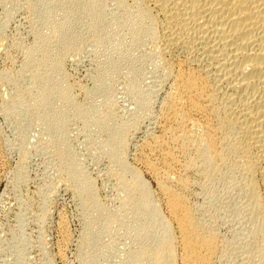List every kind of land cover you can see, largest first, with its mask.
Here are the masks:
<instances>
[{
  "label": "bare ground",
  "instance_id": "1",
  "mask_svg": "<svg viewBox=\"0 0 264 264\" xmlns=\"http://www.w3.org/2000/svg\"><path fill=\"white\" fill-rule=\"evenodd\" d=\"M29 1L31 2L30 5H32L33 0L32 1L29 0ZM52 1H56V0H51V2ZM60 1L61 0L57 1V3H59ZM66 1H68V0H66ZM102 1H104V0H88V2H86L84 4L83 3L79 4L80 2L78 1L79 2L78 5L75 4V5L71 6V9L69 7L68 8V9H70V13L68 12L69 15L67 17L64 16L65 17L64 20L61 18L63 21L60 22V24H58V26L54 27L55 24H53L54 26L51 25V27L52 26L54 27L53 31H51V34L48 35V37L45 38V40L42 39L43 41L38 43V44L35 43L36 42V40H35L34 43L36 44V47L33 50L32 49L28 50L29 52L27 51L28 53L26 56L25 64H23V67L19 71L13 72L12 70H5V71L1 72L0 81L3 79L2 80L3 82L5 81L6 84L11 85V89L8 92L10 97L7 96L8 101L6 103V109H5L6 114L4 112V114L6 116H8V118L11 117V115H14V116L19 115V114L30 115L29 113L32 110H34V108L36 109L40 106H43V109L45 110L44 106H45L46 102L48 101V99L53 95L56 96L57 93L59 95H57L56 98L57 97H59V99L61 98L62 101H60V102L64 103L63 100L65 98L70 104H72V105L75 104L73 101L74 98L71 99L72 95H71V97H68L69 95L67 96V94L69 92H67L66 94L64 93L65 90L63 91V93L59 92L60 91L59 89L62 87H60V88L48 87L49 89L47 87H45V90H46V88H47V90L45 92L41 91V89H42L41 86H43V83L46 82L45 79L49 76V75L47 76V73H43L42 71H43V69L47 68V67H45V65H47L49 60L52 59V58H50L51 52H49V50H47V49H48V46H51L52 44L57 42L56 41L57 37L60 36V33L62 32V30H64V28L67 27L66 26L67 21H69L71 18H73V17H71L70 19H68L69 16L73 15L72 13H74L77 10H81L84 13L81 15L86 16V18L88 19L87 23H89V21H90V23H93L95 25L93 28H95L96 25H98V26L102 25L103 13H104L103 9H102L103 8L102 7L103 5L101 3ZM126 1L125 2H124V0L113 1V3H114V4L112 3L114 5L113 9L118 7V9H117L118 11H115V13L113 12L114 10L110 9V10H112L111 13H114L117 16L115 18L116 21H115V19H112V20H114L113 21L114 25L116 23L117 29L119 31H120V29L124 30V29H122V27H124V26H127V27L129 26L131 28V30L133 29L132 30L133 32L131 31V35H132V38L133 37L135 38V39L133 38L134 43L137 42L140 45H142L143 52H141V51L140 52L144 53L147 60L145 58H143V59H145L148 62V64H151L150 65L151 67L148 66V64H145L146 66H148V68L149 67L151 68V69L149 68V70H151L149 75H151V76L147 77V78L148 79L149 78L156 79L157 80L156 86H157V84H159L161 87L163 86V88L166 89V91H165L166 92L165 93L166 98L163 99L160 107L157 106L159 109L157 112L158 113V115H157L158 116L157 117V127L160 125L159 126L160 136H157L155 134L156 133L155 131H152L151 129H150L151 131H147V129L145 128L147 132L145 131L146 132V133H144L145 136H143V140L140 143V146H141L140 154H144L143 156H141L140 159H143V165L145 166L146 170L148 171L151 180L154 182V185L157 189V192H159L160 197L158 200V198L155 197L154 193H152L151 190H149L147 182L146 181L144 182L142 179L143 178L142 172H140V170L136 166L135 167L128 166V164L125 162V160H126V159H124L125 154L129 150L128 144H130V143L126 142V140L124 138V136H126V135H124V131L127 130V132H128L129 130L125 128L126 126L124 127L122 125L125 129L123 131V128L120 127L121 126L120 123L119 124H117V123L113 124L116 126L119 125L118 127H120V128L117 131H114V128H115L114 127L113 128L114 132L112 134L110 133L111 135L109 136L110 138L108 137V139H109L108 142H107V140H104V141H106V143L104 141H102V142H104L105 145L108 144L107 147L109 146L111 148L112 152H114L117 147L121 148V150L117 153H115L117 151L116 150L113 153L114 155H112V152L111 153L107 152V151L106 152L108 154H111V158H112V156H114V158H113L114 161H112L109 158L116 165V168H115V165H112L113 169H111V172L113 170H116L117 172L116 171L112 172L111 176H113L114 181L117 182L118 190H116V191H119V190L121 191V192L119 191L118 193H122V197H120L122 200H120V198H119V201H121V203H120L121 205L120 204L118 205V206H120V208L117 207L119 209V211L113 215H112V211H111L110 216H109L108 211L105 208L102 209L103 212H104V210L107 211L106 215L108 214V217H107V219H104L107 221V223L104 224V226L101 228V230H100V227L96 228L97 226L96 227L93 226V228L95 227L97 229L96 232H99V231H101L100 233L103 232L102 234L104 235V233H111L110 231L113 232V229L116 230L115 226L118 225L117 227L119 230L124 229L123 232L125 235L126 234H132V238H133L132 240L134 241V242L132 241V243H136V246L134 245V247H137V246L138 247L134 248V249H136L134 251V253L132 252L133 250L132 251L129 250L130 252H132V254L130 252H128V250H127L128 254L129 253L131 254V255H128L127 257L130 256L129 258L131 260H128V261H131V263L135 262L133 264H136V262H137V264H222V263L225 264L226 262L224 263L223 259L225 257L227 258V255L229 254V252H231V249H228L225 246L226 244H225L224 240L220 237V234L218 233V229L216 228L217 226L214 227V225H210V221L208 219H205L206 217L204 218V215H202V212L204 211V209H203L204 204L207 203L209 205V203L211 204V201H217V200L219 201L220 198L224 197L225 195H227V196L229 195L231 198L237 199L236 201H238L239 206H240V210H239L240 212L239 213H241L243 215L242 219H244L245 223L248 224V228H246L247 229V231H246L247 241L243 242L242 245H239V248L241 247V250H242L241 252H243L244 255L246 256V258L245 257L244 258L247 259L248 264L249 263L250 264H264V0H132V2H133V7H132L133 9L132 10L133 11L131 10V6H132L131 3L132 2L130 1L131 2V3L129 2L130 5L129 4L127 5ZM34 2H36V1H34ZM39 2H40V0H39ZM63 2L65 3V1H63ZM69 3H71L70 0L68 1L67 4H64V6L67 5V7H68ZM115 3L117 5L116 7H115ZM124 3H126L125 5H127L128 7L130 6L129 9L131 11H129V9L127 10V7L124 5ZM61 4H62V2H61ZM103 4H106V3H103ZM33 5H34V3H33ZM52 5L56 6V4H54L53 2L51 4V6ZM107 5H105V6H107ZM109 5H111V4H109ZM51 6H49V8H51ZM30 8H31V6H30ZM105 8H104V11H106ZM30 10H32V9H30ZM64 10L66 11V9H64ZM64 10L61 12H63V14H67V13H64L65 12ZM119 10H120V14L117 15L116 12H119ZM43 11L45 12L46 10H43ZM47 11H46V13H47ZM54 11H55V8H54ZM57 15H58V13H57ZM57 15H55V16H57ZM76 15H77V13H76ZM36 16H37V14H36ZM52 16H54V15H52ZM74 16H75V14H74ZM79 16H80V14H79ZM48 17H50V16L48 15L47 18L45 17L46 18L45 20H47V22L49 23L52 20ZM55 18L53 19L54 21H55ZM75 18H77V17L75 16ZM48 19H50V21H48ZM57 19L58 18H56V20ZM61 19H59V20H61ZM106 19H108V18H106ZM38 20H39V18H38ZM54 21L52 23H54ZM72 21L73 20H71L70 23H72ZM103 21H105V20H103ZM109 21H110V19H109ZM82 22H84V20H82ZM55 23L57 24L58 21H56ZM70 23H69V28H70ZM73 23H76V20ZM104 23H106V22H104ZM40 24H42L41 21H40ZM44 24H45V22H44ZM108 24L109 23H107V25ZM49 25H47V27ZM86 25H89V24H86ZM86 25H84V26L86 27ZM107 25H105V26L107 27ZM102 27H103V25H102ZM106 27H104L102 29L105 30ZM43 28H45V27H43ZM67 28H66V30H67ZM87 28L83 27V29H86V30H87ZM90 28H92V27L90 26ZM71 29H72V27H71ZM95 29H97V28H95ZM117 29L111 30V28L109 27L108 31L110 32V31L116 30L115 31V33H116ZM89 30H91V29H89ZM46 31H48V30H46ZM68 31H69V29H68ZM105 31L103 32V35L101 33L100 34L102 36H104ZM101 32H102V30H101ZM120 32H122V31H120ZM129 32H130V30H129ZM90 33H91V31H90ZM94 33L95 32H93V35H94ZM110 33L106 32V34H110ZM115 33L113 34V32H112V34H113L112 37H117V34L119 32L116 33V35H115ZM69 34H71V33H69ZM72 34H73V32H72ZM81 34L79 36L80 39L82 36ZM100 34H98V35L100 36ZM123 34H125L124 31H123ZM123 34L122 35L120 34V35L123 37ZM126 34H127V32H126ZM37 35H38V33H37ZM37 35H36V37H37ZM43 35H45V34H43ZM91 35H92V33H91ZM74 36H75V34H74ZM74 36L73 37L70 36V38L68 37V40L63 43V47H64L63 49L68 50V48H70L71 44L73 45L74 41H77V42H78V40L80 41L79 37H78V40H74V39H77V37L76 36L74 37ZM85 36H89V35H85ZM63 37H64V35H63ZM94 37H96V36L94 35ZM119 37L120 36L118 35V39H119ZM127 37L131 38L129 36H127ZM38 38H36V39H38ZM83 38L86 40V37L83 36L82 39ZM123 38H125V37H123ZM39 39H41V38H39ZM98 39H99V37L98 38L96 37L95 40L97 42L102 41L100 39H99L100 40L99 41ZM83 40H82V42H83ZM124 40H126V39L121 40V42L122 41L125 42ZM127 40H129V39H127ZM127 40H126V43H127ZM130 41H131V39H130ZM93 42L95 43L94 40H93ZM123 42H122V44H123ZM110 43H111V41H110ZM116 43L117 42H113L111 44H114L112 46H116L115 45ZM132 43H133V41H131L130 45H132ZM90 44H92V42ZM100 44H101V42H100ZM139 44H137V47H139V50H140L141 46H138ZM96 45H97V43H96ZM130 45H128V46L130 47ZM58 46H60V45H58ZM92 46H94V45H92ZM99 46L97 45V49ZM117 46H116V50L118 49ZM52 47H54V46L52 45ZM52 47H50V49ZM82 47L83 48H80V46H79L80 49L79 48H78L79 50L76 49L78 51V53L75 55V58H77L76 56H78V57L83 56L81 51L84 49L85 46H82ZM95 48H96V46H95ZM107 48L109 49V47H107ZM57 49H60V48H57ZM136 49L138 50V48H136ZM136 49H134V51H136ZM51 50L54 51V49H51ZM55 50H56V47H55ZM110 50H111V47H110ZM53 51H52V53H53ZM58 51H56V52H58ZM62 51L63 50H61V52ZM91 51H89V53ZM106 51H108V50H106ZM118 51H120V50L118 49ZM118 51H115V53L117 52V54H118ZM131 51L133 52V50H131ZM37 52L40 53V56L38 55L39 58H37V56L35 57V55H37L35 53H37ZM56 52L53 54H56ZM64 52L65 51H63V54H64ZM82 52H84V51H82ZM101 52H100L102 54L101 56H103L104 51H101ZM136 52H134L135 55L140 54V53H138L139 51L137 52L138 54H136ZM95 53L96 52L93 51V54H95ZM110 53H111V51H110ZM115 53H113V54H115ZM59 54H60V51H59ZM63 54H61V57ZM105 54H107V53H105ZM108 54H109V51H108ZM64 55H66V54H64ZM90 55H92V54H90ZM127 55H128V57H127ZM129 55L130 54L127 53L126 56H124V55L123 56L125 58L127 57V59H128L130 57ZM57 56H58V53H57ZM57 56H55V57H57ZM131 56L133 57L134 55L131 54ZM109 57H111V56H109ZM106 58H108V57H106ZM53 59L55 60L54 61L55 64L61 63V61H59L58 58L53 57ZM79 59H81V57ZM97 59L99 60V57ZM110 59H114V58L111 57ZM127 59H125L126 61H122L125 68L123 67V65L121 66L119 64L121 66V68L123 67L124 69L127 68L129 70H132V69L135 70L136 66H138L137 67L138 69L141 68V66H139L136 63V61L133 62V61H131V59H130V61H128ZM140 59H142V57ZM51 61L49 63H51ZM107 62H109V61H107ZM118 62H121V61L119 60ZM140 62L144 64V61L142 62L140 60ZM140 62H138V63L141 64ZM62 63H63V61H62ZM97 64H99V62H97ZM107 64H109V63H107ZM108 66H106L105 68L107 69ZM114 66H116V65H114ZM42 67H45V68L42 69ZM49 67H50V64H49ZM54 68H55V65H54ZM123 68H122V70H124ZM108 69H110V68H108ZM114 69H115V67L113 68V70ZM145 69L146 68L144 67L143 70H145ZM50 70H52V69H50ZM57 70H58V68H57ZM59 70H62V69L60 68ZM116 70L117 69H115V72H117ZM119 70L121 71V69H119ZM54 71L56 72V69ZM54 71H53V73H54ZM110 71H112V67H111ZM128 71L126 73H128ZM40 72H42V74ZM48 72H49V70H48ZM62 72H63V70H62ZM96 72H98V71H96ZM108 72L109 71H107L105 76L106 75L110 76V73L108 74ZM115 72H113V73H115ZM124 72H125V70H124ZM129 72H131V71H129ZM136 72H137V70H136ZM146 72H145V74H146ZM102 73H100V74H102ZM48 74H50V73H48ZM56 74H58V73H56ZM141 74H142V71H141ZM53 75H54L55 79L57 80L58 75H56V76H55V74H53ZM53 75L51 78L53 79V81H55V79L53 78ZM102 75H101V77H102ZM111 75H113V74H111ZM119 75H121V73ZM126 75L127 74H125V76ZM98 76H100V75H98ZM121 77H123V76H121ZM126 78H129V77L126 76ZM52 79H50L49 82ZM62 79H64V77ZM98 79H97V81H98ZM59 80H61V79H59ZM100 80L101 79H99V81ZM110 80H111V78H110ZM116 80H117V78H116ZM132 80H133V78H132ZM64 81H63V83H64ZM113 81H114V79H113ZM119 81H120V79H119ZM151 81L153 82L154 80H151ZM49 82H47V83H49ZM109 82H111V81H109ZM120 82H122V81H120ZM120 82H119V84H120ZM130 82L132 83L131 80H130ZM47 83H45V84H47ZM124 83H122V84H124ZM133 83H134V81H133ZM137 83L135 84V86H137ZM147 83H148V81H147ZM55 84L53 83L54 86H56ZM93 84H94V82H93ZM105 84L108 85V83H105ZM105 84H101V85H105ZM119 84H118V86H119ZM61 85H63V84H61ZM101 85H100V87H101ZM125 85L124 86L121 85V88L123 86L124 88H122V89H125V87L127 86V85L126 86ZM159 85H158V88H159ZM135 86H134V84H129L127 86L128 90H126V92L130 93L132 101L134 100L132 103V104H134L133 107H131L132 104L130 105V107L134 108L133 110L137 111V113L139 111H141V112H143V115L144 114L145 115L143 117H141L142 114L140 113L141 114V116H140L141 121L135 120L136 122L134 123L130 117L131 114H129L130 116H128V118L130 117L131 121L134 123V127L132 126V128H134L133 132H135L139 126H140L139 129L141 130V125H143L144 124L143 122H145V121L148 122L147 125H150V124L154 125V123L156 122L155 116H151L149 113L150 109L151 108L153 109V107L151 106L153 104V103H151L152 102L151 98H152V94H154L155 92H152L153 90L150 91V89H148L150 91V94H151V92H152V94H151V98L147 100L146 99V98H148L147 96H146V98H141L144 96V95L141 96V92L144 90L142 89V91H141L140 90L141 88L137 87L138 88L137 89ZM138 86H139V83H138ZM8 87H10V86H8ZM57 87H59V86H57ZM66 87H67V83H66ZM93 87L94 86H92V88ZM97 87H99V86H97ZM97 87L93 88V89H97ZM143 87H144V84H143ZM63 88H65V87L63 86ZM105 88H106V86H105ZM93 89H91V90H93ZM98 89H100V88H98ZM146 89H145V91L148 92V90H146ZM34 90H35V93L37 91L36 94H32L31 91L34 92ZM69 90H70V88H69ZM71 90H72V88H71ZM101 90H99V91L101 92ZM138 90H140L141 92ZM161 90L163 91V89H161ZM139 92H140L141 97L139 96ZM142 93H144V92H142ZM32 95H34V96H32ZM89 95H91V94H89ZM105 95H107V94H105ZM145 95H148V94L145 93ZM87 96L88 95H86V97ZM110 96H109V98H110ZM126 96H128V95H126ZM130 96H128V99ZM112 97L113 96H111L109 101H111ZM52 99H51V101H53ZM104 100L106 101L105 98H104ZM104 100H103V103H104ZM89 101H91L90 98H89ZM95 101H92V102L94 103ZM55 102H57V100L56 101L54 100V103ZM66 102L64 103V104H66V106H64L65 108L68 105ZM84 102H86V101H84ZM84 102L81 103V105L84 104ZM100 102L102 105V98L100 99ZM100 102H99V105H100ZM129 102H131V101H129ZM91 103L87 102V104H91ZM109 103H111L110 106L113 107V104L115 102H113V104H112V102H109ZM55 104H52V106L53 105L55 106ZM77 104H75V106L78 107V109L76 108L77 111H75V110L73 111V109H72V112H71V111H68L69 107L66 108L68 112H71L70 116L75 115V112L77 113V115L85 114V110H84V107H86V106H84L85 104L83 105L84 107L83 106L80 107V105L77 106ZM96 104L94 106H96ZM58 105H59V103H58ZM58 105H56V106L58 107ZM106 105H108V104H106ZM114 105L117 107L116 104H114ZM68 106H70V105H68ZM75 106L73 108H75ZM97 106H98V104H97ZM97 106L95 108H97V109L101 108L100 106H99L100 108H98ZM103 106H105V104ZM110 106H109V110H111ZM60 108H58V109H60ZM90 108H92V107H90ZM95 108H92V109H95ZM39 109H37V110H39ZM50 109H52V108H50ZM58 109H55V110L60 111ZM104 109H105V111H107L106 110L107 108H103L101 111H103ZM113 110H111V111H113ZM57 111H54V113ZM62 111H63V109H62ZM67 111L65 110V112H67ZM35 112H37V111H34V113ZM49 112H51V111L49 110ZM49 112H47V115L51 116L53 114V112H52V114H48ZM73 112H74V114H72ZM93 112H95V111H93ZM38 113H40V112H37V114ZM59 113L60 114H58V115L60 117H62V119H63V116H61L62 113L61 112H59ZM108 113H103L104 115H102V117L99 116L100 117L99 119H101V120H98L94 116L96 118V119H94V122H96L97 124L99 123L102 128L104 127L105 129L109 130V132H110V130H112V128L110 129V127L112 125L111 123L113 122V120L114 121H116V120L114 119V117H111V118H113V120H112L110 118L111 115L109 116ZM134 113H133V115H134ZM37 114H35V115H37ZM40 114H42V113H40ZM98 114L101 115V113H99V112H98ZM113 114H116V112ZM113 114H112V116H113ZM152 114H154V113H152ZM24 115H23L22 119H24ZM47 115H46V118H44L45 120L47 119ZM133 115H132V118L136 119V118H134ZM44 116H45V114H44ZM65 116L66 115H64V118H65ZM19 117H20V115H19ZM82 117H83V115L81 116V118ZM37 118H38V116H37ZM79 118H80V116H79ZM85 118H87V116ZM90 118H92V117H90ZM125 118H127V117H125ZM11 119H13V118L11 117ZM22 119H21V123H22V121L25 122L26 118L24 120H22ZM40 119H41V117H40ZM58 119H60V118H58ZM65 120H66V118H65ZM89 120H91V119H89ZM33 121H36V117H35V120H33ZM57 121H56V123H57ZM123 121L126 122L125 119ZM46 122H45V124H46ZM49 122L51 123V119H50V121L48 120V123ZM53 122L55 123V121H53V119H52V123ZM128 122H127V125H128ZM35 123H37V122H35ZM60 123H59L60 126H62V122H60ZM86 123L88 125L90 124L89 122H86ZM96 123L94 125H97ZM17 124H19V123H17ZM38 124H36V125H38ZM87 124H86V126H87ZM123 124L126 125L125 123H123ZM42 125H44V122ZM130 125H133V124L131 123L128 125L129 129H130V127H129ZM90 126H91V124H90ZM93 126H91V128ZM42 127H44V126H42ZM55 127H57V126L55 125ZM64 127L67 128L66 125ZM91 128H89V129H91ZM102 128H100V129H102ZM45 129H47V128H45ZM115 129H117V128H115ZM47 130H49V128ZM96 130H97V128H96ZM140 130H137V131H140ZM44 131H42V133H44ZM89 131H87V132H89ZM131 131H132V129H131ZM57 132L59 134V137H61L59 131H57ZM96 132H95V134H96ZM49 133H50V131H48V135H49ZM53 133L56 134V132H52V136L55 137V135H53ZM107 133H108V131H107ZM103 134H102V136H103ZM126 134L128 135L129 133H126ZM135 134H133V136ZM48 135H46V136H48ZM57 135H56V137L58 138ZM105 136H107V134ZM135 138H136V136H135ZM48 139H49V137H48ZM52 139H53V137H52ZM127 139H129V138H127ZM39 140H40V138H39ZM39 140H38V142L42 141V140H40V141ZM44 140H45V138H44ZM56 140H57V142H55V141L54 142L57 144V146L61 145V143H60L61 138H58ZM65 140H66V136H65ZM101 140H102V137H101ZM35 141H36V139H35ZM35 141L33 140V144L36 143ZM47 141H45V142H47ZM29 142L30 141H28V143ZM71 142H72V140H71ZM71 142L69 141V143L72 145L73 142L72 143ZM30 143L32 144V142H30ZM64 143L62 142V144H64ZM99 143L101 144V142H99ZM47 144H46V148L51 149V150H53L55 148V147L51 146L50 143H49V146H47ZM67 144H68V142H67ZM53 145H55V144H53ZM32 146H34V145H32ZM40 146L42 147L43 145H40ZM24 147H25V143H24ZM24 147L22 146L23 150L26 149ZM102 147L104 148V146H102ZM99 148H101V146ZM27 149H28V147H27ZM105 149H108V148H105ZM105 149L101 152V154L105 151ZM57 150H58L57 152H58V156H60V159H61V157L63 158V156L65 154V151H64L65 148L62 149L61 147H57ZM70 150H67V147H66L67 153ZM111 150H109V151H111ZM118 150H119V148H118ZM20 152H24V151H22V149H21ZM26 152H27V150L24 153H26ZM71 152L72 151L69 152L70 155L72 154ZM23 154H22V156H23ZM104 154L108 155L105 152H104ZM69 156H68V158H71ZM72 156H73V154H72ZM103 157H104V155H103ZM22 158L25 159V157H22ZM54 158H55V155H54ZM64 158H66V157L64 156ZM64 158H63V161H64ZM73 159H71V161ZM109 159L107 158V160H109ZM66 161H67V159H66ZM68 161H70V159H68ZM111 161H110V163H108V165L111 164ZM0 163H1V161H0ZM71 163H73V162H71ZM71 163H70V165H71ZM74 165H75V163H74ZM68 166H69V164L66 166L67 169H68ZM18 167H16L17 168L16 170L19 169ZM70 167L71 166H69V170H70ZM110 167H111V165H110ZM110 167L108 166L109 169H110ZM72 168H73V166H72ZM108 168H106V171L109 174L110 170ZM65 170H66V168H65ZM125 171H127L126 172L127 175L124 174ZM19 172H21V171H19ZM63 172H65V171H63ZM67 172H71V171H67ZM80 174H82L81 171H80ZM59 175L62 176V174H59ZM70 176H71V174L68 177L71 178ZM76 176L77 175H75V177ZM81 176L82 175H80L79 177L81 178ZM83 176H84V174H83ZM108 176L111 177L110 174L107 175L106 177H108ZM79 177L77 176V179H74L73 182H76V180L80 181V179H78ZM85 177L89 178L88 176H85ZM200 178H201V180H203L202 183H204V182H205V184L207 183L205 185L207 187V193H206L207 196L203 198L204 201L200 204H198V203L197 204H190V202L188 201V198H187L189 190L192 188L193 184H195V180H198ZM89 179H87L86 181H89ZM81 180H82V178H81ZM106 180L108 181V178ZM220 180L224 181V184L219 189V195H214V193H212L216 189L215 188L216 185H214V184H215V182L218 183ZM114 181H112L111 183H113ZM198 181H200V180H198ZM81 182H83V181H81ZM92 182H93V180L90 179V182H89L90 185L94 184V182L93 183ZM116 182H115V184H116ZM84 185L85 184H83V186ZM90 185L86 184V186H84L85 188L82 186L81 190L82 189L84 190L87 188L89 190L91 187ZM77 187H79V186H77ZM77 187H75V188H77ZM75 188H74V190H75ZM91 189H90V192L93 191L94 187L92 190ZM115 189H117V188H115ZM88 190H86V191H88ZM203 190H204V188H203ZM84 191H83V195H84V193H86ZM205 191H204V193H205ZM93 192H91V193H93ZM46 194L43 196L41 195V201H42L41 204H43V206L38 207V209L41 208L40 210H42V211H40L41 213H40V216H38V219L46 218V215H45L46 212L44 211L45 210V204L47 202L46 199H48V196H47V198H45ZM95 194H96V192H95ZM88 195H90V194H88ZM119 195H121V194H119ZM94 197H93V199H95V201H96L97 199ZM84 198H85V196H84ZM90 198L92 199V195L90 196ZM39 199H40V197H39ZM82 199H83V197H82ZM83 200L81 202H83ZM93 201L94 200H90V199L85 200L83 202L84 207L85 208H87V207L93 208V206H95V205H92ZM25 204L27 205L28 203H24V205ZM225 204H227V203H225ZM99 205L101 206L100 203H99ZM160 205H162L164 208L163 213H162V211H160ZM28 206L29 205H27V207ZM95 208H96V212H97L96 213L94 211L95 215L96 214L99 215L102 213V210L100 208H98V207H95ZM95 208H94V210H95ZM230 210H232V209H230ZM87 212L88 211H85L84 213H87ZM89 212H92V209ZM115 212H116V210H115ZM128 212L131 214V222L129 220V222H130L129 224H124V222L126 220L123 222L122 218L123 217L126 218L127 216H129L130 214H128ZM206 213H208V212H206ZM92 215H94V214L92 213ZM205 216H207V215H205ZM89 217H90V215H89ZM129 217H127L126 219H128ZM240 217H241V215H240ZM42 219H41V221H42ZM43 222L44 221H42V223ZM94 222L95 221H93V224H94ZM103 223H105V222H103ZM126 223H128V222H126ZM90 224L91 223H89L88 225H85L86 227H84L85 228L84 233L82 232L83 233V235L81 236L82 240L80 241V245H79L81 249L80 250L78 249L79 251H82V250L85 251L86 246H87V248H89V250H88V253H89L91 247H88V246H90L88 244L89 243L92 244V242L94 240L95 241L98 240L97 235H100V234H97V233L95 234V231L92 230V228L89 226ZM211 224H212V221H211ZM117 233H116V235H117ZM119 233L121 234V232H119ZM95 235H96V239L94 238ZM125 235H124V237H128V235L127 236H125ZM108 236L110 237V234ZM117 236H119V234ZM111 237H113V236L111 235ZM129 237H131V236H129ZM101 240L102 239H100L99 241H101ZM119 240H122L121 236H120ZM126 240H127V238H126ZM109 241H112V239H110ZM114 241H117V240H114V238H113V242ZM127 241H126V243L129 242V241L128 242ZM95 243L97 244L98 242H95ZM114 243H116V242H114ZM121 243H122V241H121ZM121 243H120V245H122ZM126 243H124V244L129 245ZM107 244H109V243H107ZM116 244H118V243H116ZM233 244H234V242H233ZM93 245H95V244H93ZM93 245H91V246L93 247ZM113 245L114 244H112L111 247H113ZM107 246H109V245H107ZM107 246H106V248H107ZM126 247L127 246H125V248ZM235 247L232 249H235ZM84 248H85V250H84ZM98 248H99V246L97 245V248L93 247V250L98 249ZM104 248L105 247H103V249ZM109 248H110V246H109ZM116 248H118V246H116ZM239 248L236 247V250H238ZM106 251L108 252L107 249H106ZM125 251H126V249L123 252H125ZM238 251H240V250H238ZM95 252L96 251H94L93 253H95ZM83 253L84 254H82V255H87V251L83 252ZM100 253H101V251H100ZM121 253H122V251L120 252V254ZM243 253H241V254H243ZM79 254H81V253H79ZM79 254H77V256ZM90 254H88V255H90ZM96 254H98V253H96ZM239 254H240V252H239ZM123 255H125V254H123ZM123 255L121 257H124ZM79 256L77 257L78 259H80ZM90 256H93V255H90ZM240 256H239V258H240ZM93 257H95V256H93ZM109 257H111V256H109ZM102 258H103V255H102L101 259ZM89 260H90L89 256H87V257L82 256L81 260L78 261V264H89V262L92 261V260H90V261ZM103 262H105V261L102 260V262H100V263L99 262L97 263V261H96L97 264H103ZM115 263H116V261H115ZM126 264H128V263H126Z\"/></svg>",
  "mask_w": 264,
  "mask_h": 264
},
{
  "label": "rangeland",
  "instance_id": "2",
  "mask_svg": "<svg viewBox=\"0 0 264 264\" xmlns=\"http://www.w3.org/2000/svg\"><path fill=\"white\" fill-rule=\"evenodd\" d=\"M0 1H1L0 2V74H1V72L5 71V70H12L13 72L19 71L23 67V64H25L26 56H27V53L29 52L28 50H31V49L33 50L36 47V44L35 43L38 44V43L42 42L43 40H45V38H47L48 35L51 34V31H53V28L56 27V26H58V24H60V22H62L65 19V17H67L69 15L71 6H73L75 4L78 5V3L81 0H74V1L73 0H70L71 3H69L68 7H67V5L64 6V4H67L69 0L68 1L61 0L59 3H57V1H59V0L52 1L54 4H56V6H54V5L51 6V4H52L51 0H46V1L45 0H43V1L40 0V2H39V0H33L32 5H30L31 2L29 0H0ZM34 1H36V2H34ZM63 1H65V3ZM83 1L84 0H82L79 4H82V3L84 4V3L88 2V0L87 1L85 0L84 2ZM113 1H115V0H112V1L111 0H104V1L101 2L102 5H103L102 6L103 7L102 9H103V12H104L103 13V20H105V21L102 20L103 27H102V25H99V26L96 25L95 28H97V29L93 28L95 25L93 23H90V21H89V23H87L88 19L86 18L85 15L84 16L81 15V14H84L81 10H77L74 13H72L73 15H70L68 19H70L71 17H73V18H71L66 23V26L68 28L65 27L64 30H62V32L60 33V36L57 37V40H56L57 42L54 43L56 46L54 44H52L54 47H52V45H51V46H48V49H47V50H49V52H51V57L50 58H52V59H53V57L54 58H58L59 61H61V63L55 64V62H54L55 60L54 59L53 60L50 59L49 62L52 60L51 63L48 62L47 65H45V67H47L48 69L45 68V67H42V69L45 68V69H43L42 72L43 73H47V76L49 75L50 77L48 76L45 79L46 82H44L43 83V86H41V88H42L41 91H44L45 92L48 87H50V88L51 87H56V88L62 87L63 88V86H64L65 88H63V89L60 88L59 89L60 90L59 92L63 93L64 90H65L64 91L65 94L67 92H69L67 94V96L69 95L68 97H71V95H72L71 99L74 98L73 101H74L75 104L78 103L77 106L80 105V107H81V106H83L85 104L84 106H86V107L83 106L84 107V110H85V114L77 115V113L75 112V115H73L74 117L73 116H70L71 115L70 113L72 112V109H73V111L74 110L77 111L78 107H76L75 104L74 105L70 104L64 98L63 102L65 103L67 101L66 103L71 106L70 107V106L67 105L66 108L69 107V110L68 111H71V112H68L67 109L64 107V106H66V104L60 102V101H62L61 98L60 99H59V97L56 98V96L59 95L57 93L56 96L53 95L54 97L51 96L48 99V101L50 102L51 99L53 98L52 99L53 101H51L50 103L48 101H47L48 103L46 102V104L44 106L45 110L43 109V106H40V107H38L36 109L34 108V110H32L29 113L30 115H28V114H26V115L19 114L20 117H19V115H16V116L11 115V117L13 119H11V117L8 118V116L5 115L6 114V112H5L6 110L5 109H6V103L8 101V97H10V95L8 94V92L11 89V85L6 84L5 81L3 82L2 81L3 79L1 78L2 79L1 81L3 83L0 81V161H1V163H0L1 164L0 165V264H67V263L68 264H78V261L81 260V257L82 256H85V257L89 256L90 260H92L91 262H89V264H91V263L92 264H95L96 261H97V263L98 262L100 263V262H102V260L105 261V262H103V264H112V263L114 264L115 261H116L115 264H118V263L119 264H124V263L125 264L126 263L133 264V263H135V262H132L131 263V261H128V260H131V259L129 258L130 256L127 257L128 255H131L132 252L134 253V251L136 250L134 248H137L138 247V246L137 247H134V245L136 246V243H132V241H133L132 240L133 239L132 238V234H126L125 235L124 232H123L124 229L123 230L122 229L119 230L118 227H117L118 225L115 226L116 227V230L113 229V232L110 231L111 233H104V235H103L102 234L103 232L100 233L101 231H99V230H98L99 232H96L97 231L96 228H99L100 227V230H101V228L104 226V224L107 223V221L104 220V219H107L108 214L110 216L111 211H112V215L115 214V213H117L119 211L118 208H120V206H118V205L121 203V201H119V198L122 197V193H118L120 190L119 191H116V190H118L117 182L114 181V179H113L114 177L111 176V173L116 171V170H113L111 172V169H113V166L112 165H115L114 162H112V161H114L113 160L114 156H112V158H111V154H108L107 153V152H110L111 153L112 150H111V148L109 146L107 147L108 144L105 145L106 141H104V140H107V142H108V140H109L108 137L114 131H117L120 127H122L123 128V131H124L125 130L124 127L126 126L125 128L128 129L129 131L128 132H127V130L124 131V135H126V136H124V138H125L126 142H128L130 144H128L129 145L128 146V149L129 150L126 153L127 155L125 154V158H124V159H126L125 162L128 164V166H133V167L136 166L140 170V172H142V177H143L142 179H143V181L144 182L145 181L147 182V185L149 187V190H151V192L154 193L155 197H157L158 200H159L160 194H159V192H157V189H156V187L154 185V182L151 180L148 171L146 170L145 166L143 165V159H140L141 156L144 155V154H140V150H141L140 143L143 140V136H145L144 133H146L147 131H151V130L152 131H155L156 132L155 134L157 136H160V132H159V126L160 125L157 127V117H158L157 116L158 115L157 112L159 110L158 107H160L163 99L166 98L165 97V93H166L165 91H166V89L163 88V86L161 87L159 84H157V86H156V83H157V80L156 79H153V78H149L148 79L147 78V77H150L151 76V75H149L150 74V71H151V70H149V68L151 67L150 66L151 64H148V62L146 61L147 58L145 57L144 53H141V52H143L142 45H140L137 42L134 43V39L135 38L133 37L134 38L133 39L132 38V35H131V31L133 29L131 30V28L129 26L128 27L127 26H124V27H122V29H124V30H121L120 29V31H122V32H120L117 29L116 23L114 25V22H113L114 20H112V19H115L117 17L114 13H115V11H118L117 10L118 7L115 8L116 10L113 9L114 8ZM125 1L126 0H124V2ZM130 1L132 2V0H127L126 1L127 5L128 4L130 5V3H131ZM61 2H62V4H61ZM33 3H34V5L35 4L36 5L34 6ZM103 3H106V4H103ZM126 3H124V5ZM109 4H111V5H109ZM105 5H107V6H105ZM127 5H125V6L127 7V10H128L130 6L128 7ZM131 5H132L131 6V10H132L133 9L132 8L133 7V2L131 3ZM30 6H31V8H30ZM49 6H51V8H49ZM116 6L117 5L115 3V7ZM53 7L55 8V11H54V8ZM69 7H70V9H68ZM104 8H105L106 11H104ZM30 9H32V10H30ZM48 9L49 10L51 9V10L49 11ZM64 9H66V11ZM110 9L114 10L113 11L114 13H111L112 10H110ZM43 10H46V11L48 10V11L46 13V11L44 12ZM63 10L65 11L64 13H67V14H63V12H61ZM131 10L129 9V11H131ZM57 13H58V15H57ZM76 13H77V15H76ZM36 14H37V16H36ZM74 14H75V16L77 18H75ZM79 14H80V16H79ZM116 14L117 15L120 14V10H119V12H116ZM46 15L47 16L49 15L50 17H48V18H50L52 20V21H50V19H48V21H50L49 23L47 22V20H45L47 18ZM52 15H54V16H52ZM55 15H57V16H55ZM55 17L58 18V19L56 20ZM38 18H39V20H38ZM54 18H55V21L53 20ZM106 18H108V19H106ZM59 19H61V20H59ZM109 19H110V21L111 20L112 21L110 22ZM71 20H73L72 23H70ZM75 20H76V23H73V22H75ZM82 20H84V22H82ZM40 21H41L42 24H40ZM53 21H54V23H52ZM56 21H58L57 24L55 23ZM115 21H116V19H115ZM44 22H45L46 25L44 24ZM104 22H106V23H104ZM69 23H70V28H69ZM107 23H109L108 24L109 26L107 25ZM53 24H55V26ZM86 24H89V25H86ZM47 25H49L50 27L49 26L47 27ZM51 25H53L54 27L53 26L51 27ZM84 25H86V27ZM105 25H107L108 28ZM90 26L92 28H90ZM43 27H45V28H43ZM71 27H72V29H71ZM83 27L84 28H87L88 27L91 30H89L88 28H87V30L86 29H83ZM104 27L107 28V29L105 28L106 31L104 29H102ZM109 27L111 28V30L117 29V32L116 33L119 32L121 35L123 34V31H124L125 34L127 32L126 35L123 34V37H125V38H123L119 33L117 34V37H112L116 30L110 31L111 32L110 33L108 31ZM66 28H67V30H66ZM68 29H69V31H68ZM46 30H48V31H46ZM101 30H102V32H101ZM103 30L105 31L104 36H102L103 35V32H104ZM129 30H130V32H129ZM71 31L73 32V34H72ZM90 31H91L92 35H93V32H95L94 35L97 38L99 37V39L102 40L103 42L100 41L99 39L98 40L101 42V44H100V42H97L95 40L96 37H94V35L92 36L91 33H90ZM106 32L107 33H110V34H106ZM112 32H113V34H112ZM37 33H38V35H37ZM69 33H71V34H69ZM116 33H115V35H116ZM43 34H45V35H43ZM62 34L64 35V37H63ZM74 34L77 37V39H74V40H78V37L80 36V34L82 35L81 36V39L84 36V37H86V40L83 38L84 40L82 39L83 40V42H82V40L79 37L80 41L79 40H78V42L77 41H74L73 42V45L74 46L71 44V46H70V48H68V50L63 49L64 48L63 47V43L68 40V37L69 38H70V36L73 37ZM84 34L85 35H89V36H85ZM98 34H100V36ZM36 35H37V37H36ZM118 35L120 36L119 39H118ZM127 36H129L131 38H128ZM38 37L41 38V39H39ZM100 37L101 38L103 37V38L101 39ZM36 38H38V39H36ZM123 39H126V40L129 39V40H127V43H126V40H124L125 42L122 41L123 42V44H122L121 40H123ZM130 39H131V41H133L134 44L132 43V45H130V43H131ZM35 40H36V42H35ZM93 40L95 41V43L93 42ZM110 41H111V43L117 42L115 45L116 46L118 45L117 48L120 51H118V49L116 50V46H112L114 44H111ZM89 42L90 43L92 42V44H90ZM96 43H97L98 46L99 45L100 46L102 45V46L101 47L99 46L98 49H97ZM137 44H139L138 46H141L140 47V50H139V47H137ZM58 45H60V46H58ZM92 45H94V46H92ZM128 45H130V47ZM79 46H80V48H83L82 46H85L84 47L85 50L84 49L83 50L81 49L84 52H82L80 50L81 53H82V55H83V56H80L81 59H79L80 57H78V56H76L77 58H75V55L78 53L77 50L80 49ZM95 46H96V48H95ZM50 47H52L51 49H54V51L51 50ZM55 47H56V50H55ZM91 47L92 48L94 47V48L92 49ZM107 47H109V49ZM110 47H111V50H110ZM135 47L138 48V50ZM57 48H60V49H57ZM134 49H136L137 52L139 51L138 53H140V54L139 55H135L134 52H136V51H134ZM58 50L60 51V54H59V51ZM61 50L65 51L64 54H66V55H64L63 54V51L61 52ZM88 50L89 51L92 50V51L89 53ZM106 50L109 51V54H108V51H106ZM131 50H133V52ZM52 51H53V53H55L56 51H58V52H56V54H53ZM93 51H95L96 53L93 54ZM101 51H104L103 52V56H101L102 55L101 54L102 53ZM110 51H111L112 54L115 53V51H118V54L116 52L115 54L112 55L110 53ZM137 52H136V54H138ZM57 53H58V56H57ZM105 53H107L108 55L105 54ZM127 53L130 54L129 55L130 57L128 59H127L128 55H127L126 58L124 57V56H126ZM35 54H37V55H35V57L37 56V58H39L38 55L40 56V53L37 52ZM61 54H63L62 57L64 59L61 57ZM90 54H92V55H90ZM131 54L134 55V56L132 57ZM55 56H57V57H55ZM109 56H111L114 59H110L111 57H109ZM98 57H99V60L97 59ZM106 57H108V58H106ZM123 57L125 59H127L128 61H130V59L133 62L136 61V63L139 66H141V68L139 67L140 69H138L137 68L138 66H136V69L135 70L134 69L129 70L127 68L124 69L125 67H124V64H123L122 61H126V60ZM141 57H142V59H140ZM143 58H145L146 60L143 59ZM119 60L121 62H118ZM140 60L142 62L144 61V64L141 63ZM62 61H63V63H62ZM107 61H109V62H107ZM97 62H99V64H97ZM138 62H140L141 64H139ZM107 63H109V64H107ZM49 64H50V67L51 68L49 67ZM119 64L121 66L123 65L124 68L123 67L122 68L125 70V72H124V70H122V68H121V66ZM145 64H148V66H150V67L148 68V66H146ZM54 65H55V68H54ZM105 65L106 66L109 65L107 67V69L105 68L106 67ZM114 65H116V66H114ZM111 67H112V71H110L111 70ZM114 67H115V69H117L116 71L119 74L121 73V75H119L117 72H115V69L113 70ZM144 67L147 69V70L145 69L147 72L145 70H143ZM57 68H58V70H57ZM60 68L63 70V72H62V70H59ZM108 68H110V69H108ZM118 68L121 69V71ZM50 69H52V70H50ZM55 69H56V72L54 71ZM48 70H49V72H48ZM128 70L131 71V72H129ZM136 70H137V72H136ZM53 71H54V73H53ZM96 71H98L99 73L96 72ZM107 71H109L108 74L110 73V76L109 75H106L105 76V74L107 73ZM127 71H128V73H126ZM141 71H142V74H141ZM42 72H40V73L42 74ZM113 72H115V73H113ZM145 72H146V74H145ZM48 73H50L51 75L48 74ZM56 73H58V74H56ZM100 73H102L103 75L100 74ZM53 74H55V76L58 75L57 76L58 77L57 80L55 79V77H54ZM111 74H113V75H111ZM125 74H127L126 76L129 77V78H126ZM52 75H53V78L55 79V81H53V79L51 78ZM98 75H100V76H98ZM101 75H102V77H101ZM121 76H123V77H121ZM0 77H1V75H0ZM63 77H64V79H62ZM49 78L52 79L50 81L51 83L49 82V80H50ZM98 78L101 79L102 81L101 80L99 81ZM110 78H111V80H110ZM112 78L114 79V81H113ZM116 78H117V80H116ZM125 78L127 80L128 79L129 80L127 81ZM132 78H133V80H132ZM59 79H61V80H59ZM97 79H98V81H97ZM119 79L122 82H120ZM62 80L63 81L65 80L64 83H63ZM130 80L132 81V83L130 82ZM151 80H154V81L152 82ZM59 81L60 82L62 81V82L60 83ZM103 81L105 83H108V85L105 84ZM109 81H111V82H109ZM133 81H134V83H133ZM136 81L139 83V86H138V83ZM147 81H148V83H147ZM47 82H49L50 84L47 83ZM93 82H94V84H93ZM119 82H120V84H119ZM45 83H47V84H45ZM53 83L54 84L56 83L55 84L56 86H54ZM66 83H67V87H66ZM100 83L101 84H105V85H101ZM122 83H124V84H122ZM136 83H137V86H135ZM61 84H63V85H61ZM118 84H119V86H118ZM125 84L127 86L129 84H134V86L136 88L137 87L138 88H141L140 89L141 91L143 89L144 91H142V92H144V93H142L140 90H138V91L141 92V96L144 95L145 97L144 96L141 97L140 96V92H139V96L141 98H146V96H147L148 97V98H146L147 100L151 98L152 92H155L154 94H152V98H151V100H152L151 103H153L151 106L153 107V109L151 108L152 110L150 109V112H149L151 116H155L156 122L154 123V125H152V124L147 125L148 122L145 121V122H143L144 124L142 123L143 125H141V130L139 129L140 126L138 127L137 130H140V131H137L136 130L137 132L136 131L133 132L134 131V128H132V126L134 127V123L136 121H141L140 120L141 114H142L141 117H143L145 114L143 115V112H141V111H139L137 113V111H134L133 110L134 108H131L134 105V104H132L134 100L132 101V98L130 96V93L129 92H126V90H128V89H127V86ZM143 84H144V87H143ZM7 85L10 86V87H8ZM100 85H101V87H100ZM121 85H123V86L125 85L126 86L125 89H122L124 87L122 86V88H121ZM158 85H159V88H158ZM57 86H59V87H57ZM92 86H94L93 88H96L97 86H99V87H97V89H93ZM105 86H106V88H105ZM45 87H47L46 90H45ZM69 88H70V90H69ZM71 88H72V90H71ZM98 88H100V89H98ZM91 89H93V90H91ZM145 89L146 90L150 89V91H152V90L153 91L150 94V91L148 90V92H147V91H145ZM161 89H163V91ZM99 90H101V92L102 91L103 92L101 93ZM31 92H32V94H36L37 93V91L35 93V90H34V92L33 91H31ZM145 93L148 94L149 96L148 95H145ZM89 94H91V95H89ZM105 94H107V95H105ZM86 95H88V96L86 97ZM108 95L109 96L110 95L113 96L112 99H111V101H109L110 98H111V96L109 98ZM126 95L130 96L129 99H128V96H126ZM32 96H34V95H32ZM88 97L90 98L91 101H89V98ZM101 98H102V105H101V102H100V99ZM104 98L106 99V101L104 100ZM54 100L55 101L57 100V102H55L56 104L54 103ZM103 100H104V103H103ZM84 101H86V102H84ZM92 101H95V102L93 103ZM129 101H131V102H129ZM83 102H84V104L81 105V103H83ZM87 102H89V103L92 102L91 104L93 106L98 102L97 103L98 106H97V104H96V106L98 108L101 107L102 109L103 108H107L106 110L109 113L107 111H105V109L103 110L104 111L103 112V111H101L102 110L101 108H100L101 110L100 109H97V108H95L96 106L93 107L91 104H87ZM99 102H100V105H99ZM109 102H112V104H113V102H115L114 104H116L117 107L113 104V107H114L113 108L112 106H110L111 103H109ZM58 103H59V105H58ZM52 104H55V106L54 105L52 106ZM104 104H105V106H103ZM106 104H108L110 106V109L111 110L114 109L113 110L114 112L111 111V110H109V106L106 105ZM131 104H132V106L130 107ZM56 105H58V107ZM74 106H75V108H73ZM89 106L92 107V108H95V109H92ZM60 107L63 109V111H62V109ZM50 108H52V109H50ZM58 108H60V109H58ZM37 109H39V110H37ZM55 109H58L60 111H57ZM49 110L51 112H49ZM65 110L67 112H65ZM34 111L40 112L42 114H40V113L37 114V112L34 113ZM54 111H57L58 113L57 112L54 113ZM93 111H95V112H93ZM4 112H5V114H4ZM47 112H49L48 114H52V112H53V114L51 115L52 117L50 115L48 116L47 115ZM59 112L62 113L61 116H63V119L64 120L66 118L65 121L62 119V117H60L58 115V114H60ZM98 112L101 113V115H99ZM102 112L103 113H108L109 116L111 115L110 118L111 117H114V119L116 120V121H114L113 118H111L114 123L113 122L111 123L112 125H111L110 129L112 128V130H110V132H109V130L105 129L104 127L102 128L99 123H98L99 124L98 125L96 122H94V119H96V118L98 120H101V119H99L100 118L99 116L102 117V115H104ZM112 112L113 113L116 112V114H113ZM133 113H134V115H133ZM152 113H154V114H152ZM33 114L34 115L37 114V115L34 116ZM44 114H45V116H44ZM72 114H74V112ZM112 114H113V116H112ZM129 114H131V116ZM23 115H24V119L26 118V120H25V122L22 121V123H21V119L23 118ZM46 115H47V119L45 120L44 118H46ZM64 115H66L65 118H64ZM82 115H83L84 118L83 117L81 118ZM132 115L136 119H133L132 118ZM37 116H38V118H37ZM79 116H80V118H79ZM86 116H87L88 119L85 118ZM128 116L131 117V119H132V121L134 123L131 121L130 117L128 118ZM35 117H36V121H33V120H35ZM40 117H41V119H40ZM90 117H92V118H90ZM125 117H127V118H125ZM58 118H60V119H58ZM123 118L126 120V122L123 121L124 120ZM24 119H22V120H24ZM50 119H51V123L50 122L48 123V120L50 121ZM52 119H53V121H55V123L54 122L52 123ZM89 119H91V120H89ZM56 121H57V123H56ZM35 122H37V123H35ZM43 122H44V125H42ZM45 122H46V124L47 123L48 124L46 125ZM58 122L59 123L62 122V126H60L61 123L59 124ZM86 122H89L91 124V126H93L95 123L97 125H94L95 127L93 126L94 128L93 127L91 128L90 124L88 125ZM122 122L125 123L126 125H124ZM127 122H128V125L131 124V123L133 124V125H130L129 126L130 129L128 128ZM17 123H19V124H17ZM116 123L117 124L120 123L121 126L118 127L119 125H117V126L116 125H113V124H116ZM36 124H38V125H36ZM86 124H87V126H86ZM55 125L57 127H55ZM65 125H66V127L68 125L69 126L67 128H65L64 127ZM42 126H44V127H42ZM114 127L117 128V129H115ZM45 128H47V129L49 128V130H47ZM89 128H91V129H89ZM96 128H97L98 131L96 130ZM100 128H102V129H100ZM113 128H114V131H113ZM145 128L147 129V131H146ZM131 129H132V131H131ZM93 130L95 132L97 131L96 134L98 133L99 135L98 134L96 135ZM106 130L108 131V133H107ZM42 131H44V133H42ZM48 131H50L49 135H48ZM57 131H59L61 137H59V134H58ZM87 131H89V132H87ZM52 132H56V134L53 133V135H55V137L52 136ZM126 133H129V134L127 135ZM102 134H103V136H102ZM106 134H107V136H105ZM133 134H135V135L133 136ZM46 135H48V136H46ZM56 135L58 136V138H61V141L63 143L64 142L65 143L62 144V142L60 141L61 145L57 146V144L55 143V142H57L56 139H58L56 137ZM42 136L45 138V140H44V138ZM65 136H66V140H65ZM135 136H136V138H135ZM48 137H49V139L50 138L51 139L49 140ZM52 137H53V139H52ZM101 137H102V140H101ZM39 138L42 141H40ZM127 138H129V139H127ZM35 139H36V141H35ZM33 140L36 143L33 144ZM38 140L40 142H38ZM68 140L70 142L72 140V142H73V143L71 142L72 145L69 143ZM28 141L32 142V144L30 142L28 143ZM45 141H47V142H45ZM98 141L101 142V144L102 143L103 144L101 145ZM102 141H104L105 143L102 142ZM67 142H68V144H67ZM24 143H25V147H24ZM45 143L46 144L48 143L47 146H49V143H50V145L53 146V147H55L56 149L54 148L55 150L54 149L51 150V149L46 148V144ZM53 144H55V145H53ZM32 145H34V146H32ZM40 145H43V146L41 147ZM22 146L24 148H26V149L23 150ZM100 146H101V148H99ZM102 146H104V148ZM27 147H28V149H27ZM57 147H61L62 149L65 148V150H64L65 151L64 156L66 158H64V156H63L64 161H63V158L62 157H61V159H62L61 160L60 159V156H58ZM66 147H67V150H70L71 149L70 151H72L71 153L73 154V156H72V154L70 155V153H69L70 151H68V153H67ZM105 148H108L111 151H109L108 149H105ZM118 148H119V150H118ZM21 149L24 152L27 150V152L26 153L20 152ZM104 149H105L104 152L106 154H108V155H105L104 152L101 154V152ZM116 150H115L116 152L114 151L115 153L119 152L121 150V148L120 147H117ZM114 152H112V155H114L113 154ZM22 154H23V156H22ZM54 155H55V158H54ZM103 155H104V157H103ZM68 156L71 157V158H68ZM22 157H25V159L22 158ZM106 157L108 159L110 158L112 161L110 159L107 160ZM66 159H67V161H66ZM68 159H70V161H68ZM71 159H73V160L71 161ZM110 161H111V164L108 165V163H110ZM69 162L70 163L73 162V163H71V165H70ZM74 163H75V165H74ZM68 164H69V166H71L70 167V170H69V166H68V169L66 167ZM110 165H111L112 168L110 167ZM72 166H73V168H72ZM108 166L110 167V169L108 168ZM16 167H18L19 169L21 168V169L20 170L19 169L16 170L17 169ZM65 168H66V170H65ZM106 168H108L110 170V173L109 174H110V176L112 178L109 177V176L106 177L107 175H109L108 172L106 171ZM115 168H116V165H115ZM19 171H21L22 173L19 172ZM63 171H65V172H63ZM67 171H71V172H67ZM76 171L77 172L79 171V172L77 173ZM80 171H81L82 174H80ZM126 172L127 171H125V173H124L125 175H127ZM59 174H62V176L59 175ZM70 174H71V176H70L71 178L68 177ZM74 174L77 175L78 177L80 175L83 176V174H84V176L83 177L81 176L82 180L79 177L78 179H80V181L79 180H76V182H73L74 179H77V176L75 177ZM85 176H88L91 180H93L94 184H91L90 185V183H89L90 182V179L89 178H86ZM107 178H108V181L106 180ZM87 179H89V181H86ZM198 180H200V181H198ZM198 180H195V184H193L194 187L192 186V188L189 190V193H188L187 198H188V201L190 202V204H197V203L200 204V203H202L204 201L203 198L207 196V194H206L207 193V187L205 186L207 183L206 184H205V182L202 183L203 180H201V178L198 179ZM81 181H83V182H81ZM112 181H114V182L111 183ZM115 182H116V184H115ZM82 183L85 184L84 186H86V184H89L91 186L90 189L91 188L93 189V187H94L93 191L94 190L95 191L94 192L91 191V192H93V193H91L90 192V189L88 190V188L87 189H84L85 191L83 189L81 190V188L83 186ZM196 184L197 185L199 184V185L197 186ZM223 184H224V181H221V180L218 183L215 182L214 185H216L215 186L216 189L212 193H214V195H219V189L221 188V186H223ZM77 186H79L80 188L77 187ZM73 187L74 188L77 187L78 189L75 188V190H74ZM115 188H117V189H115ZM203 188H204V190H203ZM86 190H88V191H86ZM83 191L86 192V193H84V195H83ZM204 191H205V193H204ZM95 192H96V194H95ZM41 193L43 195H45L47 193L46 194V197L45 196L44 197L47 198V196H48V199H49V200L46 199L47 202L45 204V210H44L46 212L45 215H46V218L47 219L46 218H43L44 219L43 220L41 218L42 221H44L43 223H42L41 219H38V216H40V213H41L40 211H42V210H40L41 208L38 209V207L43 206V204H41L42 203V201H41V195L42 194ZM87 193L90 194V195H88ZM119 194H121V195H119ZM91 195H92V199L90 198ZM84 196H85V198H84ZM39 197H40V199H39ZM82 197H83L84 200L82 199ZM93 197L96 198L97 200L95 201V199H93ZM87 199L94 200L93 203L94 202L95 203L94 204L92 203V205H95V206H93V208L92 207H87V208L84 207V203L83 202L85 200H87ZM82 200H83V202H81ZM120 200H122V199L120 198ZM236 200L237 199L231 198L229 195L228 196L225 195L224 197L220 198L219 201L218 200L217 201H211V204L209 203V205L206 203V204L203 205L204 211L202 212V215H204V218L206 217L205 219H208L210 221V225H214V227L217 226L216 228L218 229V233L220 234V237L224 240V242L226 244L225 246L228 249H231V252L232 253L229 252V254L227 255V258L225 257L223 259L224 263L226 262L225 264H248L247 259H245L246 256L244 255L243 252H241L242 251L241 250V247L239 248V245H242L243 242H246L247 241V238H246V236H247L246 235L247 229L246 228H248V224L245 223L244 219H242L243 218L242 217L243 215L241 213H239L240 212L239 211L240 210V206H239L238 201H236ZM96 202L97 203L99 202L102 207L99 205V203L97 204ZM24 203H28L27 205H29L30 207L29 206L27 207L26 204H25L26 205L25 206ZM225 203H227V204H225ZM95 207H98L101 210L105 208L108 211V214L106 215V213H107L106 210H104V212L102 210V213L101 214H99V215L96 214L95 215V213H94V211L96 212V208ZM94 208H95V210H94ZM91 209H92V212H89V211H91ZM230 209H232V210H230ZM84 210L85 211H88V212L87 213H84L85 212ZM115 210H116V212H115ZM160 211H162V213L164 212V208H163L162 205H160ZM206 212H208V213H206ZM92 213L94 215H92ZM88 214L90 215L91 218L89 217ZM128 214H130V213L128 212ZM205 215H207V216H205ZM240 215H241V217H240ZM92 216L93 217L95 216L94 217L95 219ZM129 216H127V217H129L130 219L129 218L126 219L127 217L126 218L125 217L122 218V221L123 222L126 220L124 222V224H129L131 222V214ZM129 220H130V222H129ZM93 221H95L94 224H93ZM211 221H212V224H211ZM103 222H105V223H103ZM126 222H128V223H126ZM89 223H91L89 226L92 228V230L95 231V234L96 233L97 234H100V235H97V239L98 240H96V241L94 240L92 242V244H90V243L88 244V245H90L88 247H91L90 251L92 253L90 251L88 253L89 248H87V246H86V250L84 248L85 251H83V250L82 251H79L81 249L79 245H80V241L82 240V237L81 236L84 233V229H85L84 227H86L85 225H88ZM93 226H95V227L97 226V227L96 228L95 227L93 228ZM119 232H121V234ZM116 233H117V235L119 234V236H117ZM109 234H110V237L108 236ZM123 234L125 236L128 235V237H124ZM111 235L113 237H111ZM120 236H121V239L122 240H119ZM129 236H131V237H129ZM94 238L96 239V235H95ZM99 238L102 239V240L99 241L100 240ZM113 238H114V240H117V241H114V242L118 243L119 245L113 242ZM126 238H127V240L130 243L126 240ZM110 239H112V241H109ZM121 241H122V243H121ZM126 241L128 243H126ZM95 242H98V243L96 244ZM233 242H234V244H233ZM107 243H109V244H107ZM120 243L122 245H120ZM124 243L129 244V245H125ZM93 244H95V245H93ZM112 244H114L113 247H111ZM91 245H93V247H95V248H97V245H98L99 248L93 250V247ZM107 245H109L110 248ZM106 246H107V248H106ZM116 246H118V248H116ZM125 246H127V247L125 248ZM235 246L237 248H239L238 250H240V251L236 250V247ZM103 247H105V248L103 249ZM234 247H235V249H232ZM106 249L108 250V252L106 251ZM125 249H126V251L123 252ZM127 250H128V252H130L132 250L133 251L130 252L131 254L130 253L128 254ZM86 251H87V255H82V254H84L83 252H86ZM94 251H96V252L93 253ZM100 251H101V253H100ZM121 251H122V253L120 254ZM239 252H240V254H239ZM79 253H81V254H79ZM96 253H98V254H96ZM241 253H243V254H241ZM77 254L80 255V256L78 255L80 257V259L77 258L78 257ZM88 254L93 255L95 257L90 256ZM123 254H125V255H123ZM102 255H103V258L104 259L103 258L101 259ZM122 255L124 257H121ZM109 256H111V257H109ZM239 256H240V258H239ZM136 264H137V262H136Z\"/></svg>",
  "mask_w": 264,
  "mask_h": 264
}]
</instances>
